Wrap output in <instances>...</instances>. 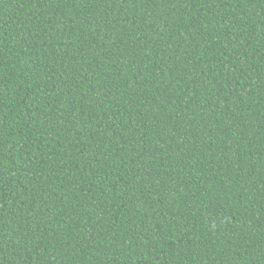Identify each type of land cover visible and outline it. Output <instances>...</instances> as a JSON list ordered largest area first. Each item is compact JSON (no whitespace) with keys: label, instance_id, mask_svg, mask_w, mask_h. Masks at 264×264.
Returning a JSON list of instances; mask_svg holds the SVG:
<instances>
[{"label":"trees","instance_id":"1","mask_svg":"<svg viewBox=\"0 0 264 264\" xmlns=\"http://www.w3.org/2000/svg\"><path fill=\"white\" fill-rule=\"evenodd\" d=\"M0 264H264V0H0Z\"/></svg>","mask_w":264,"mask_h":264}]
</instances>
